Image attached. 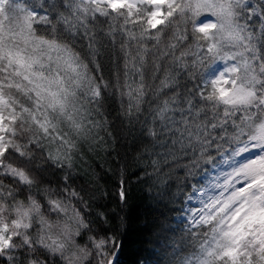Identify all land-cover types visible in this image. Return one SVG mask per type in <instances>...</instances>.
<instances>
[{
	"label": "snow or ice",
	"instance_id": "obj_1",
	"mask_svg": "<svg viewBox=\"0 0 264 264\" xmlns=\"http://www.w3.org/2000/svg\"><path fill=\"white\" fill-rule=\"evenodd\" d=\"M133 147L164 264H264V0H0V264H118Z\"/></svg>",
	"mask_w": 264,
	"mask_h": 264
},
{
	"label": "trees",
	"instance_id": "obj_2",
	"mask_svg": "<svg viewBox=\"0 0 264 264\" xmlns=\"http://www.w3.org/2000/svg\"><path fill=\"white\" fill-rule=\"evenodd\" d=\"M131 141L132 138L129 137L127 141L123 142L130 144ZM116 148L117 150L121 149L120 143H117ZM135 151L136 149L133 147L128 155L125 175V186L128 190L127 203L121 206L111 198L107 202V207L115 208L121 219L118 220L117 216L113 215L111 225L105 227L107 230L117 233L116 259L118 264H137L142 259H147L149 264L153 259H157L159 264H164L162 254L170 250L168 245L172 243L174 237L180 235V229L176 227L180 221L176 220V210H169L172 205L155 195V189L151 193L148 191L149 183L147 181L137 182V177L140 176L142 169L137 167L133 159ZM94 164L97 165V171H100L99 165H103L104 169L111 165L114 171L119 167L115 160V154H112L111 157L99 158L94 161ZM107 179L114 182L117 177L113 176ZM161 219H164L166 225L175 227L176 231L169 232L161 229L159 227Z\"/></svg>",
	"mask_w": 264,
	"mask_h": 264
},
{
	"label": "rangeland",
	"instance_id": "obj_3",
	"mask_svg": "<svg viewBox=\"0 0 264 264\" xmlns=\"http://www.w3.org/2000/svg\"><path fill=\"white\" fill-rule=\"evenodd\" d=\"M176 220H177V221H180V218L177 216V217H176ZM150 264H151V263H150Z\"/></svg>",
	"mask_w": 264,
	"mask_h": 264
}]
</instances>
